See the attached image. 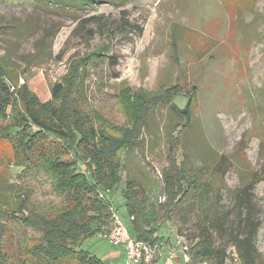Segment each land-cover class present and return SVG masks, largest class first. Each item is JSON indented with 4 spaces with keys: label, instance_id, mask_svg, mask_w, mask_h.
I'll return each instance as SVG.
<instances>
[{
    "label": "rangeland",
    "instance_id": "rangeland-1",
    "mask_svg": "<svg viewBox=\"0 0 264 264\" xmlns=\"http://www.w3.org/2000/svg\"><path fill=\"white\" fill-rule=\"evenodd\" d=\"M125 1L0 0V64L26 70L21 83L27 78L30 90L46 103L75 59L103 50L111 60L91 66L85 81L86 110L102 116L111 137L121 136V127H126V96L133 101L143 97L146 103L180 86L182 96L173 103L184 109L188 96L194 98L190 123L164 103L151 107L139 149L132 156L121 153L122 163L126 157L128 171L140 169L161 187L164 171H175L174 163L186 167L187 174H199L208 190L202 201L188 198L173 204L163 192L164 201L157 197L160 204L172 203L169 219L158 222V237L164 236L165 248L180 240L181 249L199 238L202 208L209 219L229 212L222 233L211 229L216 247H227L226 264H240L228 233L236 218L237 192L250 184L254 218L260 223L255 241L264 261V0ZM123 11L128 13L125 18ZM11 153L0 142V182L9 184L18 180L11 174H21L19 167L7 163ZM183 160L187 163L182 165ZM78 169L91 179L86 166ZM125 174L123 170V180ZM28 180L23 184L32 192L35 208L60 203L44 176ZM113 198L119 202L115 209L121 220L129 224L122 195ZM112 227L110 213L103 230L106 238ZM15 229L18 237L32 234L29 228ZM93 239L82 248L88 250ZM98 248L94 244L89 251L109 264Z\"/></svg>",
    "mask_w": 264,
    "mask_h": 264
},
{
    "label": "trees",
    "instance_id": "trees-1",
    "mask_svg": "<svg viewBox=\"0 0 264 264\" xmlns=\"http://www.w3.org/2000/svg\"><path fill=\"white\" fill-rule=\"evenodd\" d=\"M122 14L124 18L128 16L127 11ZM126 23L142 33L140 27ZM110 58L102 50L75 59L62 82L53 86L52 99L46 103L30 90L27 78L21 83L26 70L0 64V142L12 150L7 156L8 165L21 169V174H11L18 179L16 183L9 184L5 179L0 182V264H105L82 248V243L103 235L110 207H117L114 191L124 180L122 194L129 221L126 225L138 241L149 244H163L164 236L158 237L162 231L158 222L162 217L169 219L172 203L188 198L202 201L206 197L207 184L199 174H187L186 167L177 168L175 163V171H164L162 187L140 169L135 174L126 169L128 160L125 157L122 163L120 155L132 156L139 149L150 108L164 103L190 123L194 98L188 96L187 105L180 109L173 103L184 91L178 85L146 103L143 97L133 101L128 95L126 127H121V136L111 137L102 116L97 111L86 110L89 97L85 87L91 66ZM221 161L222 164L224 159ZM81 165L90 171L91 179L79 171ZM37 176L51 182L53 192L61 197L58 205L45 210L34 207L32 192L23 183ZM252 189L248 184L238 190L236 218L228 233L229 244L240 264H264L255 241L260 223L254 218L249 192ZM161 192L167 195L171 205L158 203ZM100 194L105 198L101 199ZM203 210L206 211L202 208L198 216L201 234L190 247L192 261L226 264L227 247H216L218 240L212 238L211 229L222 233L230 213L209 219ZM15 227L29 228L32 234L18 237Z\"/></svg>",
    "mask_w": 264,
    "mask_h": 264
},
{
    "label": "built area",
    "instance_id": "built-area-1",
    "mask_svg": "<svg viewBox=\"0 0 264 264\" xmlns=\"http://www.w3.org/2000/svg\"><path fill=\"white\" fill-rule=\"evenodd\" d=\"M100 198L104 199L105 195L100 194ZM160 199L164 201L165 196L160 197ZM115 208L114 206L110 207L113 227L107 235V239L113 245L124 250V264H153L154 262L175 264L178 257H181L185 264L192 262L190 255L191 244H183L181 249H179L181 241L177 240L172 247L167 248V253H164L165 246L162 243L149 244L138 241L132 235L126 223L121 220L118 210ZM235 260L240 263L237 256Z\"/></svg>",
    "mask_w": 264,
    "mask_h": 264
},
{
    "label": "crops",
    "instance_id": "crops-1",
    "mask_svg": "<svg viewBox=\"0 0 264 264\" xmlns=\"http://www.w3.org/2000/svg\"><path fill=\"white\" fill-rule=\"evenodd\" d=\"M120 192H115L117 193V195H122V198L120 199V203L125 205V211H127L126 209V200L123 198V194L122 191L125 188V181H123L120 185ZM119 203V202H117ZM103 236V237H102ZM99 236L98 238H94L93 239V243L90 247H88L87 249L90 250V248H92V246H94V244H98L99 246V250L102 248L101 252L104 254L106 253L107 255V261L109 262V264H124L125 262V253L124 250L118 246L113 245L112 243H110V241L106 238L105 235ZM106 239V241H104ZM164 253H167V248H164ZM178 264H185L182 260L181 257H178L177 260L175 261ZM157 264H162L161 262H157Z\"/></svg>",
    "mask_w": 264,
    "mask_h": 264
}]
</instances>
